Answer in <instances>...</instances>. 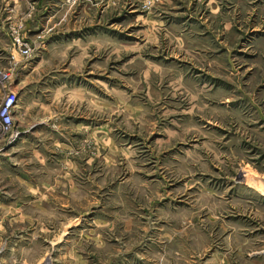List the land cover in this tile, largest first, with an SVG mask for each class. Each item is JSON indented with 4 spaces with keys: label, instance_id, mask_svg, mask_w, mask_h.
Here are the masks:
<instances>
[{
    "label": "rangeland",
    "instance_id": "374dc122",
    "mask_svg": "<svg viewBox=\"0 0 264 264\" xmlns=\"http://www.w3.org/2000/svg\"><path fill=\"white\" fill-rule=\"evenodd\" d=\"M2 70L0 196L57 211L35 264H264V0H0Z\"/></svg>",
    "mask_w": 264,
    "mask_h": 264
},
{
    "label": "crops",
    "instance_id": "0c3cea01",
    "mask_svg": "<svg viewBox=\"0 0 264 264\" xmlns=\"http://www.w3.org/2000/svg\"><path fill=\"white\" fill-rule=\"evenodd\" d=\"M19 84L20 83L15 86V93L17 94L20 93V88H18ZM25 94V91H23L22 94L20 93L19 96H17V102H19V100L25 102ZM69 190V193L72 194V189L69 188ZM6 192L3 193L5 196H0V229L3 230H0V234L5 236L7 240V242H5L4 253L9 262L8 264H35L42 259L41 253H44V256L48 253L44 258H47L48 255L50 256L51 254L56 255V253H60L63 249L62 247L58 248L59 246H57L60 238L51 240L50 235H48V242L39 236L40 231L38 226L57 224L56 210H54L52 215L43 217L42 211L50 209V201L40 200L38 201L39 203H36L38 206L36 207L34 204L37 202V199H40L36 198L33 204L28 206V203H23L17 198V200L13 197L8 198ZM48 199L51 200V197ZM2 200H8V202H3ZM70 203H67L66 199L64 200L63 205H61L65 209V217L67 215V207H69L68 205H70ZM51 217L53 218L52 221L50 219ZM60 224L64 225L66 228L72 226V223L68 222L66 219ZM65 253L78 252L73 249L71 250L68 247Z\"/></svg>",
    "mask_w": 264,
    "mask_h": 264
},
{
    "label": "built area",
    "instance_id": "2783aa9c",
    "mask_svg": "<svg viewBox=\"0 0 264 264\" xmlns=\"http://www.w3.org/2000/svg\"><path fill=\"white\" fill-rule=\"evenodd\" d=\"M13 45L16 47L21 57L29 58L31 49L19 37L13 38ZM11 70L0 71V81L8 80L11 77ZM17 103L16 93L10 90H5L4 97L0 103V140L13 132V111Z\"/></svg>",
    "mask_w": 264,
    "mask_h": 264
}]
</instances>
